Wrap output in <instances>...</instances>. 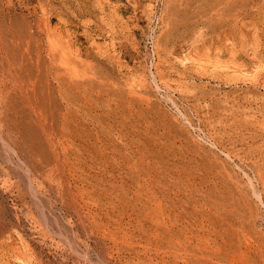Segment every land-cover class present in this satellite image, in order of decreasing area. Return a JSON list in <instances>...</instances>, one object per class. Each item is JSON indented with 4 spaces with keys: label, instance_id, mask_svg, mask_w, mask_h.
Listing matches in <instances>:
<instances>
[{
    "label": "rangeland",
    "instance_id": "1",
    "mask_svg": "<svg viewBox=\"0 0 264 264\" xmlns=\"http://www.w3.org/2000/svg\"><path fill=\"white\" fill-rule=\"evenodd\" d=\"M0 264H264V0H0Z\"/></svg>",
    "mask_w": 264,
    "mask_h": 264
}]
</instances>
